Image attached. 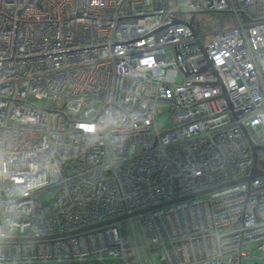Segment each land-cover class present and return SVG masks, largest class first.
Masks as SVG:
<instances>
[{"label":"built area","instance_id":"1","mask_svg":"<svg viewBox=\"0 0 264 264\" xmlns=\"http://www.w3.org/2000/svg\"><path fill=\"white\" fill-rule=\"evenodd\" d=\"M242 128L264 147V0H0V264L264 260V175L210 190Z\"/></svg>","mask_w":264,"mask_h":264},{"label":"water","instance_id":"2","mask_svg":"<svg viewBox=\"0 0 264 264\" xmlns=\"http://www.w3.org/2000/svg\"><path fill=\"white\" fill-rule=\"evenodd\" d=\"M197 45H198V47H200L199 42H197ZM242 129H243L244 134H245V136H246V138H247V140L249 142V145H250V148H251V152H252V163H251L250 174L248 176L244 177V178L229 182L227 184H223V185H220V186L213 187L210 190H214V189H217L219 187L231 185V184L238 183V182H249V180L252 179V178L264 175V169L259 168L257 166V164H256V158H257L256 157V152H257V150H264V147H258L255 144H253V142L249 139L245 129L244 128H242ZM210 190L200 191V192H198L196 194H192V195H189V196H183V197H180V198H176L174 200H170V201L165 202V203L158 204L156 206L147 207L145 209L134 211V212H131L129 214H124V215H121V216L116 217V218H111V219H107V220H104V221H100L98 223H95V224H92V225H88V226H85V227H82V228L67 232L66 234L78 233V232L86 231V230H89V229H92V228H96V227H99V226H102V225H105V224H109V223H113V222H116V221H120V220L129 218V217H133V216L145 213V212H147V211H149L151 209L157 208V207H162L164 205H168V204L180 201V200H184V199H186L188 197H192V196H195V195H200V194L206 193V192H208ZM66 234H62V235H66ZM26 239H28V238H20V237H18V238H9L7 240L22 241V240H26Z\"/></svg>","mask_w":264,"mask_h":264},{"label":"rangeland","instance_id":"3","mask_svg":"<svg viewBox=\"0 0 264 264\" xmlns=\"http://www.w3.org/2000/svg\"><path fill=\"white\" fill-rule=\"evenodd\" d=\"M205 16L210 18V19H214V18L218 19L219 20V24H218L219 27H224L228 23L226 21H223V17H224L223 13H219V12L208 13V14H205ZM195 26H196L198 33L200 34L201 33V27L198 24V22H195ZM204 33H206V32H204ZM207 40H208V36L206 37L205 41H207ZM33 102H35V101H33ZM42 104H43V102H40L39 106ZM155 108H156V112H157V125L159 127L167 126L169 124V110H170L169 105L164 103V102H159V103H157ZM257 158H258L259 162L264 161V150L257 151ZM40 200H41L42 204H46L50 200V195L49 194H42L40 196ZM141 218H142V216H135L134 222L136 225L138 224V222ZM129 225H130L129 220H125L124 222H122V226L125 229L128 228ZM166 245H169V244H166ZM252 254H254V253L252 252ZM16 264H26V263L18 262ZM34 264H36V263H34ZM241 264H264V260H261V259L260 260L259 259L254 260L251 257H243L241 259Z\"/></svg>","mask_w":264,"mask_h":264},{"label":"trees","instance_id":"4","mask_svg":"<svg viewBox=\"0 0 264 264\" xmlns=\"http://www.w3.org/2000/svg\"><path fill=\"white\" fill-rule=\"evenodd\" d=\"M256 164H257L258 167L264 168V161L259 162L258 158H257Z\"/></svg>","mask_w":264,"mask_h":264}]
</instances>
